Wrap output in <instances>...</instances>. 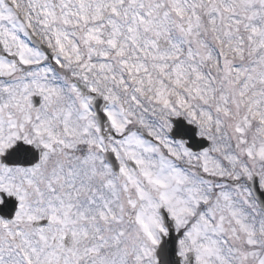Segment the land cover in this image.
<instances>
[{"label":"snow or ice","instance_id":"obj_1","mask_svg":"<svg viewBox=\"0 0 264 264\" xmlns=\"http://www.w3.org/2000/svg\"><path fill=\"white\" fill-rule=\"evenodd\" d=\"M0 264H264V0H0Z\"/></svg>","mask_w":264,"mask_h":264}]
</instances>
